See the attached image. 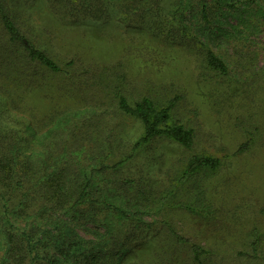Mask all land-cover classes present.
I'll return each instance as SVG.
<instances>
[{"label": "rangeland", "instance_id": "rangeland-1", "mask_svg": "<svg viewBox=\"0 0 264 264\" xmlns=\"http://www.w3.org/2000/svg\"><path fill=\"white\" fill-rule=\"evenodd\" d=\"M5 1L21 30L61 66L34 64L36 84L18 86L14 113L30 161L50 171L61 136L76 126L61 149L94 152L93 169L84 162L91 177L84 197L92 202L11 215L16 230L37 228L39 255L62 257L52 240L59 231L91 247L107 227L133 228L115 264H264V0H163L167 20L159 27L120 0H71L62 8L52 0ZM204 47L225 61L226 74L204 66ZM116 90L130 102L176 99L171 120L193 129V146L157 135L133 150L143 126L118 110ZM195 154L220 164L183 178ZM68 165L69 175L77 173ZM72 180L75 199L85 180L81 173ZM166 222L207 250L201 260L174 243ZM3 249L1 240L0 260Z\"/></svg>", "mask_w": 264, "mask_h": 264}, {"label": "trees", "instance_id": "trees-1", "mask_svg": "<svg viewBox=\"0 0 264 264\" xmlns=\"http://www.w3.org/2000/svg\"><path fill=\"white\" fill-rule=\"evenodd\" d=\"M56 7L62 8L71 0H52ZM105 3L107 0H99ZM121 7L137 5L141 16L153 18L152 25L162 26L166 22L165 4L163 0H120ZM145 1V6H144ZM180 1V0H179ZM141 2H143L141 4ZM138 4L140 6H138ZM143 6V7H142ZM106 11V8L104 12ZM16 12V11H14ZM203 18L206 17V7L202 8ZM16 14L11 12L5 0H0V242L4 243L0 264H115V257L122 249L130 245V236L134 234L133 228L121 232H113L108 227L106 234H101L94 246H85L81 237L76 238L73 231H59L54 233L52 240H58V247L62 257L51 255H39L37 243L42 237L36 233L37 228L32 227L16 230L18 227L12 222L11 215H30L34 212L43 214L56 207L78 206L79 202L89 201L84 197L86 187L90 185V175L84 170L87 165L93 169L94 152L87 147L89 152L81 148L62 150L61 146L71 134L75 136L78 126L70 128L57 143V158L50 171H40L36 164L31 162V154L27 150V137L19 134V122L15 118L14 108L18 107V86L23 84L24 90H30L36 84V72L30 68L34 64H40L49 70H61V66L44 50L37 47L33 41L21 30L15 20ZM145 17H143V20ZM171 26L166 32L172 36ZM184 34V30H183ZM183 36V35H182ZM202 60L205 67L217 70L222 74L228 72L225 61L211 48L204 47ZM116 106L124 114L139 119L143 126L142 135L133 143L134 150L143 143L148 142L154 136L165 135L170 137L184 147H192L194 144L193 129L184 124L171 120L172 111L176 99H171L167 104L156 102L149 96H142L130 102L120 90L115 91ZM67 129V128H64ZM247 146V145H245ZM243 148L240 145L235 151ZM62 150V151H61ZM81 150L80 154L77 151ZM65 152V154H64ZM50 156H48L49 158ZM72 161L77 173L85 180L81 192L73 199V190L70 187L72 176L68 173V163ZM86 165H85V163ZM118 161L114 166L122 163ZM220 159L211 155L192 156L184 171L183 178H187L192 172L202 167L215 169L219 166ZM47 165H45L46 167ZM109 165L102 162L99 164L101 170H106ZM80 167V170L78 171ZM88 208L85 207L83 210ZM119 213L124 211L115 208ZM80 210V209H79ZM80 215L83 212L80 210ZM108 223L111 221L106 220ZM170 238L174 243L189 245L192 256L199 261L200 256L207 250L199 243L191 240L186 235L177 232L174 227L165 223ZM256 233V230L252 234ZM79 239V240H76ZM258 237L251 240V249L256 253ZM254 253V254H255ZM124 264H139L127 262Z\"/></svg>", "mask_w": 264, "mask_h": 264}]
</instances>
